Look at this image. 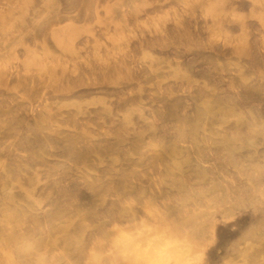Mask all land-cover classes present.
<instances>
[{
    "label": "rangeland",
    "instance_id": "rangeland-1",
    "mask_svg": "<svg viewBox=\"0 0 264 264\" xmlns=\"http://www.w3.org/2000/svg\"><path fill=\"white\" fill-rule=\"evenodd\" d=\"M0 264H264V0H0Z\"/></svg>",
    "mask_w": 264,
    "mask_h": 264
},
{
    "label": "bare ground",
    "instance_id": "bare-ground-1",
    "mask_svg": "<svg viewBox=\"0 0 264 264\" xmlns=\"http://www.w3.org/2000/svg\"><path fill=\"white\" fill-rule=\"evenodd\" d=\"M57 38V37H56ZM175 154V153H174ZM174 158V157H173ZM177 163V162H176ZM167 172V171H166ZM163 175V174H162ZM195 195V194H194ZM159 218V217H158ZM25 235H27V234H25ZM80 236V235H79ZM25 237H27V236H25ZM78 238V237H77ZM186 251H188V250H186ZM187 253V252H186ZM179 254V253H178Z\"/></svg>",
    "mask_w": 264,
    "mask_h": 264
}]
</instances>
